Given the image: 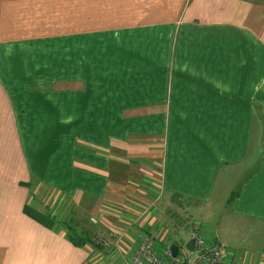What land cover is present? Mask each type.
Here are the masks:
<instances>
[{
    "label": "crops",
    "instance_id": "crops-1",
    "mask_svg": "<svg viewBox=\"0 0 264 264\" xmlns=\"http://www.w3.org/2000/svg\"><path fill=\"white\" fill-rule=\"evenodd\" d=\"M0 32V264H97L32 184L100 205L131 177L203 206L243 180L206 236L264 264V0H0Z\"/></svg>",
    "mask_w": 264,
    "mask_h": 264
},
{
    "label": "rangeland",
    "instance_id": "rangeland-1",
    "mask_svg": "<svg viewBox=\"0 0 264 264\" xmlns=\"http://www.w3.org/2000/svg\"><path fill=\"white\" fill-rule=\"evenodd\" d=\"M2 36L5 35L0 32V37ZM10 147L7 163L12 169L18 170L21 164L13 146ZM132 178L134 177H131L129 189L124 186V191H129L128 194L124 199H118V202L113 194L115 187L111 188L107 203L105 201L99 205L89 196L61 199L57 193L35 184L31 187V195L34 197L32 201L45 203V207L56 216L55 219L61 220V228L66 229V224H70L87 234L90 244L86 247L93 263L129 264V259L134 256L147 236L158 239L156 243L163 242V239L171 241L173 234L178 230H186L190 222L203 226L204 228L200 229L205 236L208 234L215 237L218 233V223L226 220L227 200L230 201L243 181L240 180L237 184L231 179L230 185H224L222 182V189L218 190L211 203L203 206L169 201L167 196L162 194L159 177L147 179V184ZM97 207L100 209L98 214ZM158 227L161 232L159 236ZM156 250L163 256V250L159 251L158 247Z\"/></svg>",
    "mask_w": 264,
    "mask_h": 264
},
{
    "label": "built area",
    "instance_id": "built-area-1",
    "mask_svg": "<svg viewBox=\"0 0 264 264\" xmlns=\"http://www.w3.org/2000/svg\"><path fill=\"white\" fill-rule=\"evenodd\" d=\"M195 248L190 250L179 246L177 256L169 248L163 256L156 251V241L152 236H147L138 247L134 256L129 259V264H223L228 257L227 247L218 245L208 240L207 236L195 226L192 229Z\"/></svg>",
    "mask_w": 264,
    "mask_h": 264
},
{
    "label": "trees",
    "instance_id": "trees-1",
    "mask_svg": "<svg viewBox=\"0 0 264 264\" xmlns=\"http://www.w3.org/2000/svg\"><path fill=\"white\" fill-rule=\"evenodd\" d=\"M22 186H28V183L25 182H21ZM236 195V193H234L230 199V201L232 200V198ZM66 234L65 237L72 242V244H74L77 247H85L87 246V244H90L89 240H88V236L85 232H80L79 229H77L76 227L71 226L70 224H66Z\"/></svg>",
    "mask_w": 264,
    "mask_h": 264
},
{
    "label": "water",
    "instance_id": "water-1",
    "mask_svg": "<svg viewBox=\"0 0 264 264\" xmlns=\"http://www.w3.org/2000/svg\"><path fill=\"white\" fill-rule=\"evenodd\" d=\"M192 242H194V239H192V241L189 243V246H190V244H191ZM171 250H172L174 256H177V255H178V252H179V247H178V246L173 245V246L171 247ZM191 250H193V249H191Z\"/></svg>",
    "mask_w": 264,
    "mask_h": 264
}]
</instances>
